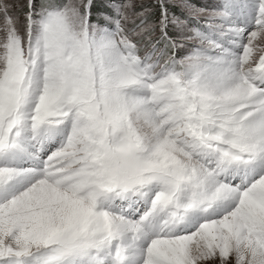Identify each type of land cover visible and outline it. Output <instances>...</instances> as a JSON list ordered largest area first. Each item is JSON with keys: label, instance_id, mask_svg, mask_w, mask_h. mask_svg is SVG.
Masks as SVG:
<instances>
[{"label": "snow or ice", "instance_id": "obj_1", "mask_svg": "<svg viewBox=\"0 0 264 264\" xmlns=\"http://www.w3.org/2000/svg\"><path fill=\"white\" fill-rule=\"evenodd\" d=\"M0 264H264V0H0Z\"/></svg>", "mask_w": 264, "mask_h": 264}, {"label": "rangeland", "instance_id": "obj_2", "mask_svg": "<svg viewBox=\"0 0 264 264\" xmlns=\"http://www.w3.org/2000/svg\"><path fill=\"white\" fill-rule=\"evenodd\" d=\"M22 2H23V0H22Z\"/></svg>", "mask_w": 264, "mask_h": 264}]
</instances>
